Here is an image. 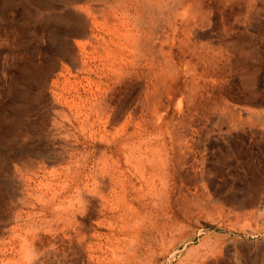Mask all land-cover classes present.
<instances>
[{
    "label": "rangeland",
    "instance_id": "1",
    "mask_svg": "<svg viewBox=\"0 0 264 264\" xmlns=\"http://www.w3.org/2000/svg\"><path fill=\"white\" fill-rule=\"evenodd\" d=\"M37 263L264 264V0H0V264Z\"/></svg>",
    "mask_w": 264,
    "mask_h": 264
},
{
    "label": "bare ground",
    "instance_id": "2",
    "mask_svg": "<svg viewBox=\"0 0 264 264\" xmlns=\"http://www.w3.org/2000/svg\"><path fill=\"white\" fill-rule=\"evenodd\" d=\"M145 8H146V7H145ZM151 11H152V10H151ZM127 13H128V12H127ZM146 13H147V11H146ZM124 14H125V13H124ZM128 17H129V16H128ZM128 20H129V19H128ZM134 20H135V19H134ZM131 21H132V20H131ZM132 22H133V21H132ZM144 23H145V22H144ZM136 24H137V23H136ZM140 24H141V23H140ZM130 25H131V24H130ZM144 25H145V24H144ZM131 26H132V25H131ZM135 27H136V26H135ZM129 29H130V28H129ZM130 30H131V29H130ZM135 30H136V29H135ZM131 31H133V30H131ZM135 32H136V31H135ZM124 33H126V32H124ZM77 34L80 35V33H78V32H77ZM83 34H85V33H83ZM126 34H127V33H126ZM131 34H132V32H131ZM139 35H140V33H139ZM139 35H138V36H139ZM125 36H127V35H125ZM140 36H141V35H140ZM127 37H128V36H127ZM136 37H137V36H136ZM136 37H135V38H136ZM130 40H131V39H130ZM132 40H133V39H132ZM132 40H131V41H132ZM120 43H121V42H119V44H120ZM121 44H122V43H121ZM130 46H131V45H130ZM121 49H122V48H121ZM122 50H123V49H122ZM122 50H121V51H122ZM124 50H125V49H124ZM125 51H126V50H125ZM107 52H108V51H107ZM119 52H120V51H119ZM129 52H130V50H129ZM109 53H110V52H109ZM120 53H122V52H120ZM142 53H143V51H142ZM116 55H117V54H116ZM137 55H138V54H137ZM122 56H124V55L122 54ZM110 57H111V56H110ZM124 57H125V56H124ZM121 58H123V57H121ZM119 59H120V58H119ZM110 60H111V58H110ZM112 60H114V58H113ZM116 60H117V59H116ZM116 60H115V62H116ZM122 60H123V59H122ZM106 61H107V60H106ZM108 62H109V61H108ZM124 62H125V60H124ZM103 64H104V63H103ZM109 64H110V62H109ZM125 64H126V63H125ZM114 65H115V64H114ZM104 66H105V65H104ZM107 66H108V64H107ZM123 66H124V65H123ZM125 67H126V66H125ZM107 71H108V70H107ZM126 72H127V71H126ZM110 76H111V75H110ZM90 86H91V85H90ZM100 100H101V99H100ZM96 101H97V100H96ZM97 103H98V102H97ZM97 103H96V104H97ZM117 134H118V133H117ZM131 135H132V134H131ZM114 136H115V135H114ZM118 136H119V135H118ZM116 137H117V136H116ZM139 163H140V162H139ZM159 164H160V163H159ZM162 166H163V165H162ZM153 169H154V168H153ZM155 170H156V169H155ZM155 176H156V175H155ZM164 177H165V176H164ZM154 179H155V178H154ZM154 179H153V180H154ZM149 191H150V190H149ZM156 195H157V194H156ZM156 195H155V196H156ZM117 209H118V208H117ZM118 210H119V209H118ZM115 211H116V210H115ZM125 211H126V210H125ZM129 213H130V212H129ZM120 215H121V214H120ZM123 216H124V215H123ZM126 216H127V215H126ZM127 217H128V216H127ZM127 217H126V218H127ZM121 218H122V217H121ZM119 221H120V220H119ZM121 222H123L122 219H121ZM55 223H56V222H55ZM74 223H75V222H74ZM123 223H124V222H123ZM118 224H119V223H118ZM121 224H122V223H121ZM50 225H51V224H50ZM125 225H126V224H125ZM126 226H127V225H126ZM43 228H44V227H43ZM51 228H52V226H51ZM77 228H78V227H77ZM79 228H80V227H79ZM113 228H114V226H113ZM121 228H122V227H121ZM124 228H125V227H124ZM128 228H129V227H128ZM44 229H45V228H44ZM45 230H46V229H45ZM48 230H49V229H48ZM51 231H52V229H51ZM119 231H120V230H119ZM124 238H125V237H124ZM120 242H121V241H120ZM111 245H112V244H111ZM31 248H32V247H31ZM31 248H30V249H31ZM28 253H29V252H28ZM37 254H38V253H37ZM27 255H28V254H27ZM29 255H31V254H29ZM29 255H28V256H29ZM28 256H27V257H28ZM27 257H26V258H27ZM42 257H43V256H42ZM28 258H29V257H28ZM37 258H38V257H37ZM31 259H32V258H31ZM25 260H26V259H25ZM32 260H33V259H32ZM35 260H36V259H35ZM98 260H99V259H98ZM27 261H28V260H27ZM100 261H101V260H100ZM108 261H109V260H108ZM115 261H116V260H115ZM28 262H29V261H28ZM36 262H39V261H36ZM97 262H98V261H97ZM112 262H113V261H112ZM110 263H111V262H110ZM37 264H38V263H37ZM40 264H41V263H40Z\"/></svg>",
    "mask_w": 264,
    "mask_h": 264
}]
</instances>
